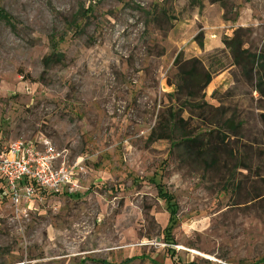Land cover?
<instances>
[{"label":"rangeland","instance_id":"obj_1","mask_svg":"<svg viewBox=\"0 0 264 264\" xmlns=\"http://www.w3.org/2000/svg\"><path fill=\"white\" fill-rule=\"evenodd\" d=\"M0 6L16 26L0 22V144L44 138L82 185L23 207L0 197V264H264V97L222 42L242 27L261 51L264 0ZM48 54L60 61L45 67ZM194 57L217 71L182 106L189 131L216 139L222 111L241 122L214 164L182 157L179 130L149 140L160 111L181 108L176 59ZM160 189L177 205L170 228Z\"/></svg>","mask_w":264,"mask_h":264},{"label":"trees","instance_id":"obj_2","mask_svg":"<svg viewBox=\"0 0 264 264\" xmlns=\"http://www.w3.org/2000/svg\"><path fill=\"white\" fill-rule=\"evenodd\" d=\"M0 22H4L12 30H16V26H13V17L1 6ZM53 33L52 35H56L55 32ZM244 35V29L238 27L234 30L231 37H225L222 42L224 48L229 51L232 64L239 68L245 81L252 84L253 89L264 97V48L259 52L250 51L243 46ZM57 61L60 60H57L55 54H48L42 60L45 67ZM175 65L177 74L172 96L174 104L179 105L181 108L175 109L170 105L161 110L158 114L156 125L151 129L149 140L171 139L175 132L179 130L177 140L175 139L172 143L174 147L181 150L182 157L200 162L209 161L214 164L218 145L223 144L224 138L227 136L225 131H229L232 135H239L241 122L236 121L233 114L225 117V112L222 111L220 112V120L215 125V129L219 130L216 139L210 133L197 132L193 134V132L189 131V123L182 117L181 113L193 101L199 105V101L204 98V89L211 81L213 73L217 70H210L201 59L195 57L187 60L176 59ZM206 107L212 109L210 106ZM198 109L202 110L200 114L202 116L207 113L203 106H199ZM261 117L264 119L263 114ZM159 197L166 204V210L169 213L168 228H170L174 223V215L177 209L176 202L170 194L161 189L159 190ZM132 259L129 258L127 261Z\"/></svg>","mask_w":264,"mask_h":264},{"label":"built area","instance_id":"obj_3","mask_svg":"<svg viewBox=\"0 0 264 264\" xmlns=\"http://www.w3.org/2000/svg\"><path fill=\"white\" fill-rule=\"evenodd\" d=\"M77 165H66L44 138L0 144V197L25 206L41 196H70L81 190Z\"/></svg>","mask_w":264,"mask_h":264},{"label":"crops","instance_id":"obj_4","mask_svg":"<svg viewBox=\"0 0 264 264\" xmlns=\"http://www.w3.org/2000/svg\"><path fill=\"white\" fill-rule=\"evenodd\" d=\"M80 183H81V181H80ZM3 181L2 180H0V189L3 187ZM81 188H82V185H81Z\"/></svg>","mask_w":264,"mask_h":264}]
</instances>
